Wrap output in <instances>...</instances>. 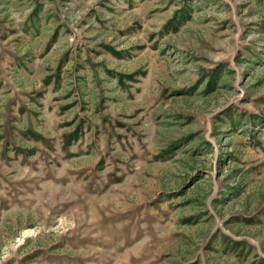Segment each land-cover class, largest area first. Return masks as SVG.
Listing matches in <instances>:
<instances>
[{
  "label": "rangeland",
  "instance_id": "obj_1",
  "mask_svg": "<svg viewBox=\"0 0 264 264\" xmlns=\"http://www.w3.org/2000/svg\"><path fill=\"white\" fill-rule=\"evenodd\" d=\"M0 264H264V0H0Z\"/></svg>",
  "mask_w": 264,
  "mask_h": 264
}]
</instances>
